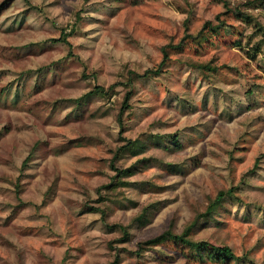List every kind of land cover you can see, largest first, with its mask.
I'll return each mask as SVG.
<instances>
[{
	"label": "rangeland",
	"instance_id": "374dc122",
	"mask_svg": "<svg viewBox=\"0 0 264 264\" xmlns=\"http://www.w3.org/2000/svg\"><path fill=\"white\" fill-rule=\"evenodd\" d=\"M226 1L249 0H0V264H110L116 253L119 264H217L174 241L131 253L198 217L190 241L264 264V52L254 54L264 10L248 24L223 15ZM218 16L230 32L203 30ZM165 54L161 74L134 81L122 139L126 88L90 93L161 67ZM188 58L217 72L187 67ZM127 140L114 167L138 173L125 189L138 204L114 205L106 222L157 208L118 244L121 232L89 209L103 207L100 189ZM228 190L234 196L202 217Z\"/></svg>",
	"mask_w": 264,
	"mask_h": 264
},
{
	"label": "trees",
	"instance_id": "16d2710c",
	"mask_svg": "<svg viewBox=\"0 0 264 264\" xmlns=\"http://www.w3.org/2000/svg\"><path fill=\"white\" fill-rule=\"evenodd\" d=\"M224 13L225 14H230L231 16H234L237 20L250 23L252 19L254 18L253 16V11L257 9H263L264 10V0H249L246 3L238 4L235 6H232L230 2H224ZM219 20V25L218 26H212L210 22H206L204 25V29L210 28L211 31L218 33L221 31V29L226 30L227 32H230V27L229 25L224 21L221 20L220 16L217 17ZM187 27V26H186ZM64 36L62 40L67 41V36H69L68 33L63 31ZM201 34V33H200ZM186 38H194L195 36L186 34ZM263 38H264V32H263ZM262 44L264 45V39L255 46L254 48V54L258 53H263V48ZM239 46V45H238ZM168 60V56L165 54L164 61L161 64V67H158L157 69H151L149 71H146L145 73L138 74L135 71H129L128 72V79L127 81L120 82L115 84L114 86H111V88L107 91L101 86H96L95 89L90 93L92 94H98L101 93L102 95H107L108 97H111V91H113L117 86H124L126 89L125 95L123 97L122 102L120 103L119 107V112L117 113L116 116V122L120 128L119 130V135L124 139L123 132L125 131V121H124V116L127 112L128 109H130V100L133 94V86H134V81H137L138 79H149L154 75H159L162 73V68L165 62ZM183 63L190 68L196 69L200 72H217V67H212L211 63H200L198 61L192 60V59H185ZM109 92V93H108ZM253 92L251 91V95ZM88 96V95H87ZM134 143L131 141H125V144L118 148L114 154L113 160H112V168L114 172L116 173L114 177L111 179V183L104 185L101 190L105 189L107 191V195L104 198H101V202L103 203V207H90L89 210H91L94 213H99L101 215L102 221L106 223V225L110 228L113 229H118L121 232V236L115 241L118 244H126L131 241L132 236H133V230L136 229H141L146 226H148L153 218V210L154 208H157L154 204H151L147 207H143L141 212L136 215L135 217L132 218L130 223L127 224H119V225H109L106 222V216L107 213L113 211V206L114 205H120L122 208H136L137 207V202L130 200L128 196L125 194V189L126 188H131L133 185H135L136 182H130L128 181L129 178L137 175L138 173L132 172V169L134 168H126V167H118L115 168L114 164L115 161H120L122 158H124L125 153L128 151V149L133 145ZM138 162L137 164H139ZM27 161L24 163V166H26ZM151 165H145L143 167L139 166L137 167V170L139 169H145L150 167ZM135 170V169H134ZM99 191V192H100ZM234 196L233 195V190H228L227 192H221L214 200L210 201L208 209L204 215H201L202 217H207L212 213V211L224 202L225 196ZM200 216V217H201ZM199 221V217L194 223H191L185 231L182 233H175L173 231V226L171 225L168 229H166L164 232H162L160 235L149 239L145 241H141L137 245V249L132 251L131 253L133 255H137L139 257L144 256V254L148 251L153 249L154 247L165 243L167 241H174V242H180L182 244L188 245L193 252H195L202 260L205 259L204 253L209 256L211 262H216L217 264H255L252 261L248 260L247 257H240L237 256L233 250L228 247V246H216L209 241H201V242H192L188 239L190 236V232L194 230V228L197 227ZM114 241L108 243V246L112 251L117 252V247L114 245ZM120 261V255L119 253H116V256L114 257L113 261L110 264H119Z\"/></svg>",
	"mask_w": 264,
	"mask_h": 264
}]
</instances>
